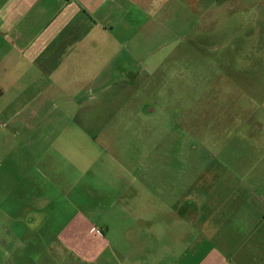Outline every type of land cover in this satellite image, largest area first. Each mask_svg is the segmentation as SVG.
<instances>
[{
	"label": "rangeland",
	"instance_id": "obj_1",
	"mask_svg": "<svg viewBox=\"0 0 264 264\" xmlns=\"http://www.w3.org/2000/svg\"><path fill=\"white\" fill-rule=\"evenodd\" d=\"M125 11L79 85L32 81L27 63L0 75V224L27 208L54 220L31 233H158L182 251L189 207L227 224L264 208V0Z\"/></svg>",
	"mask_w": 264,
	"mask_h": 264
},
{
	"label": "crops",
	"instance_id": "obj_2",
	"mask_svg": "<svg viewBox=\"0 0 264 264\" xmlns=\"http://www.w3.org/2000/svg\"><path fill=\"white\" fill-rule=\"evenodd\" d=\"M134 1L139 7L145 2ZM127 3L0 0V75L13 76L16 66L27 63L32 81L56 84L59 90L65 88L58 83L70 82L65 78L79 85V69L89 53L111 52L110 42L116 37L114 31L121 28ZM80 51L85 53L84 61L76 54ZM188 211L189 216H183L189 217V233L184 234L182 251H177L173 243L162 242L158 233L122 238L31 233L33 226L45 228L54 220L49 215H27L25 208V216L0 224V264H264V208H255L253 218H247L242 217L238 205L228 224L219 219L217 208L189 207ZM136 221L144 220L139 216ZM15 231L22 237H16Z\"/></svg>",
	"mask_w": 264,
	"mask_h": 264
}]
</instances>
